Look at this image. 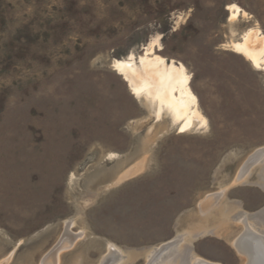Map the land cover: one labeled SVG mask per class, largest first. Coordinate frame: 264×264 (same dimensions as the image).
Wrapping results in <instances>:
<instances>
[{"label":"rangeland","instance_id":"obj_1","mask_svg":"<svg viewBox=\"0 0 264 264\" xmlns=\"http://www.w3.org/2000/svg\"><path fill=\"white\" fill-rule=\"evenodd\" d=\"M249 30L264 37V0H0V264H40L67 222L84 236L61 264H100L109 245L122 264H146L179 235L184 250L200 244L186 216L203 208L209 221L196 230H220L236 257L235 219L258 213L264 229V158L237 181L264 149V63L232 47ZM148 50L165 60L158 75L186 68L206 123L180 133L169 113L131 94L115 63L133 56L140 69ZM171 165L209 171L199 193L223 192L219 203L176 204V190L155 189ZM238 257L226 264H244Z\"/></svg>","mask_w":264,"mask_h":264},{"label":"bare ground","instance_id":"obj_2","mask_svg":"<svg viewBox=\"0 0 264 264\" xmlns=\"http://www.w3.org/2000/svg\"><path fill=\"white\" fill-rule=\"evenodd\" d=\"M227 11H229L230 21H238L242 16L241 10L238 7L230 6L227 8ZM232 47L236 53L243 55L255 66H260L264 63V59L262 58L264 52V37L258 36L252 30L245 33L243 42L233 43ZM134 59L135 58L132 56L127 62L117 61L115 63V70L128 84L131 94L135 98H145L155 102L157 105V116L162 117L165 112L169 113L175 124L180 125V133L190 129L196 120H202L203 123H206V118L201 114L198 108V98L189 85L190 79L183 65L177 67L172 65L167 69L166 73L161 72L162 74L158 75L155 67L159 66L161 63L164 64V59L158 58V56L152 54V51L148 50L144 55L139 57L140 69H138ZM166 80L167 83L165 84ZM263 158L264 149H260L253 153L243 164L237 176V181L245 179L250 169ZM134 170L135 171H128L123 177L134 175L136 169ZM222 196L223 192L208 194L200 202L201 204L206 202L208 204L209 201H211L212 205H216L219 203ZM203 212L204 208L202 209V213ZM244 216L247 217V215ZM246 217L239 219L245 229L234 241H232V246L237 253L245 259L244 264H264V229L261 228V230L255 227ZM73 225L74 222L66 223L65 233L55 246L44 256L40 264H61L62 253L72 249L78 243V240L84 236L83 231L73 233L71 230ZM180 239L182 238L178 236V238L154 248L151 253L147 255L148 259L146 264H176V261L181 264H212L192 254L193 257L187 260V253L185 250L188 248L184 250L183 247H180ZM124 256L123 251L117 246L109 245L107 254L103 256L100 264H122L125 259ZM11 257L12 256H10L9 259L7 258L8 260L6 259L7 262Z\"/></svg>","mask_w":264,"mask_h":264},{"label":"crops","instance_id":"obj_3","mask_svg":"<svg viewBox=\"0 0 264 264\" xmlns=\"http://www.w3.org/2000/svg\"><path fill=\"white\" fill-rule=\"evenodd\" d=\"M159 157H161V156H159ZM171 166H175V169L174 170H172L171 168H170V170L161 169L160 171L157 172V173H160V175L156 177L153 187L155 189L163 190L162 194L164 196L166 195L168 190H176L174 193H173V191L170 192L171 195L173 194L176 197L174 200V203H176V204L180 201L179 196H182L183 198H186V199L192 197L189 201H185L186 199H184L183 202H186V203L190 202L192 204H196V203L199 204L200 201L206 196V195H204V193L203 194L199 193V191H201V190L204 191V189L206 188V182L209 180L208 176H209L210 172L208 171V174H206L204 169H201L200 167L198 168V166L196 168L194 165H191L188 167H186V166L179 167L178 165H171ZM176 166H177V169H176ZM192 186H194V188L198 189V193H196L197 198L195 195H193L194 193L191 195V194L186 193V191L184 190V189H188V188L190 189ZM181 189L184 190V192ZM201 214L203 216L199 217L198 213L192 212V213H188L186 216V220L188 221V224L190 225V227H191V222H192V226H193L191 229H188L187 232L189 234L194 233L193 237L197 238L198 242L200 243L197 246L191 245V246L187 247L188 249L185 250V252L187 253V260H190L193 256H195V257H199V258H201L207 262H210L212 264H217V263L218 264H226L227 260L234 261L236 258H239L238 256H240V255H238V253H237L236 257H234V256L230 257V255L228 254V252L225 249V246H223L222 243L219 242V240L222 237L219 235H216V232L217 233L221 232L220 230L219 231L211 230L210 229L211 225H209V224H207V226L203 225L199 229V231L196 230V228L194 227L195 222L201 221V220L204 222L209 221L208 220L209 217L207 216L208 213H205V212L202 213L201 212ZM244 215H247V217ZM258 215H259L258 213H251L248 211H244V213L240 214V216H238V218H236L235 220L239 221V219L246 217V219H248V221L251 222V224H254L255 227L259 228V226L255 223L258 221V217H259ZM244 229H245V227L242 224L241 230L232 239V241H234L244 231ZM225 233H226L225 231H224V233H222L223 237H225V235H226ZM169 234H171V236ZM172 236H173L172 231H171V233L164 232V234L161 235L160 241L165 242L170 237L172 238ZM210 236L214 237L216 240L215 239L211 240V241L207 240L208 237H210ZM203 238H206V239H204V241H203ZM232 241H231V244H232ZM194 253H195V255H194ZM227 257H228V259H227ZM239 259H241V258H239Z\"/></svg>","mask_w":264,"mask_h":264}]
</instances>
